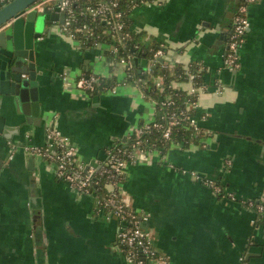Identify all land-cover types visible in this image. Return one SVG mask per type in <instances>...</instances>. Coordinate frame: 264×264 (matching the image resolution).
Masks as SVG:
<instances>
[{"label":"crops","instance_id":"crops-1","mask_svg":"<svg viewBox=\"0 0 264 264\" xmlns=\"http://www.w3.org/2000/svg\"><path fill=\"white\" fill-rule=\"evenodd\" d=\"M240 2L153 0L129 15L131 30L164 48L168 63L205 68L196 115L206 136L129 163L122 185L170 264H264V224L248 204L264 200V0L249 8L241 65L231 70L225 55ZM108 48L86 47L50 26L37 50L41 125L18 133L22 116L2 114L12 140L0 133V264H130L117 244V219L58 178L54 162L25 148L45 146L52 123L94 166L153 119L155 103L125 82L124 67L102 55ZM65 73L72 82L93 73L120 84L116 93L88 92L68 86Z\"/></svg>","mask_w":264,"mask_h":264},{"label":"built area","instance_id":"built-area-1","mask_svg":"<svg viewBox=\"0 0 264 264\" xmlns=\"http://www.w3.org/2000/svg\"><path fill=\"white\" fill-rule=\"evenodd\" d=\"M152 1L135 0L134 6ZM255 1L242 0L238 5L225 55V66L231 70L240 68V49L250 26L248 12ZM5 2L7 0H0V4ZM120 3L121 0H38L26 9V13L33 10H37L40 13L46 10L64 13V22L55 21L53 26L57 27L62 34L73 40L80 41L86 47L102 49L104 46H108V51H105L102 55L106 56L113 66L121 65L124 67L125 82H127L134 65V54L125 55L120 52V46H123V39L129 36V31L125 29L127 20L120 8ZM86 17L89 20L91 19V24L82 22ZM100 21H104L107 27L100 29V26L96 24ZM96 29H99L100 32H97ZM82 33L86 37H95L97 40L89 46L85 45L86 43L81 37ZM104 35H110L108 42L100 40ZM165 52L164 48H159L150 60V64L154 65L162 58L164 60L163 66L172 65L168 64L164 59ZM192 65L194 63L184 65L188 78L187 81L183 82H187L190 85L185 92L189 97L195 96V99L186 101V110H170L157 117V103L151 99L155 103L153 119L130 130L125 143H116L107 148L105 158L97 166H89L87 168V165L79 159L77 148L52 123L47 128L48 142L45 146L25 147L26 150L39 153L45 159L54 162L57 167L58 178L67 182L72 188L81 193L93 195L96 198L98 209L117 219L119 223L117 244L125 253L126 259L130 264H170L168 258L160 254L150 241L143 226L146 216L139 214L126 202L123 195L122 180L126 178V170L129 163L154 152L163 153L162 148L154 147L155 144L149 142L146 137L148 134L154 131L161 132L163 139L170 144V147L173 144L183 146L181 142L174 140L173 130L180 125L184 118L187 120V128H193L196 132L205 131L199 125V119L196 115L201 95L207 89L203 84L197 85L196 78L202 76L205 68L202 64L197 63V71L191 72ZM67 77L69 76L65 73L64 78L68 86H75L88 92H94L102 78H104L97 74L84 73L75 82H72ZM163 80V76L156 78L157 88L162 89ZM131 82L139 86L137 81ZM116 83L105 90L116 93V87L120 84L119 82ZM180 83L174 82V85L177 86ZM173 104L174 100L170 98L162 101L163 106L171 107ZM192 111H195V115L188 114V112ZM191 175L200 179L196 172H191ZM103 177L107 180L104 185L107 194L104 198H100L94 187L99 185L100 179ZM202 182L214 188L216 192L222 191L221 186L211 180L203 179ZM248 204L258 211L264 224V200L260 202L250 200Z\"/></svg>","mask_w":264,"mask_h":264},{"label":"water","instance_id":"water-1","mask_svg":"<svg viewBox=\"0 0 264 264\" xmlns=\"http://www.w3.org/2000/svg\"><path fill=\"white\" fill-rule=\"evenodd\" d=\"M36 1L9 0L0 4V133L7 140H12V136L6 132L4 113H13L14 120L22 116L16 126L18 133L20 129L41 125L38 76L43 72L37 68V50L50 26L65 19V14L57 11L26 13ZM92 165H98L96 160Z\"/></svg>","mask_w":264,"mask_h":264},{"label":"trees","instance_id":"trees-1","mask_svg":"<svg viewBox=\"0 0 264 264\" xmlns=\"http://www.w3.org/2000/svg\"><path fill=\"white\" fill-rule=\"evenodd\" d=\"M120 4V8L127 20L125 29L126 31H129V36L123 39V46H120V52L121 54L125 55L134 54V65L130 71L131 76L128 78L127 82L137 81L139 85L138 87H140L145 97L152 99L157 103V117L170 110H186V101L188 99H195V96L189 97L186 92L179 87V85H174V82L187 81L188 75L185 73L184 66L178 63L163 66L164 60H160L154 65H151L150 60L153 58L154 53L159 48H161V46L155 41H149L145 39V35L142 32L134 33L131 30V21L129 15L135 5V0H121ZM82 22H89L91 24V19L89 20L86 17ZM96 24L100 26V29L107 27V24L104 21H100ZM96 31L100 32L99 29H96ZM81 37L84 39L86 43L85 45L88 46L97 40L95 37H86L84 33L81 34ZM109 39L110 35H104V37L100 38L101 41L106 42H108ZM141 60L145 62L142 63ZM194 65L191 66V72L197 71V63H194ZM159 76H163L164 79L162 89L157 88L155 82L156 78ZM115 83L116 80L114 77H104L100 81L95 92H101L108 87L114 86ZM196 84H203V74L202 76L196 78ZM168 98L174 100V104L171 105V107L162 105V101L167 100ZM188 114L195 115V111L188 112ZM204 136H206L205 131L196 132L193 130V128H187V120L185 118L180 123V125L173 130L174 140L181 142L184 147H188L191 144L200 143ZM146 137L149 139L151 144H155L154 147L162 148L163 152L166 151L170 145L163 139L161 132L154 131L151 134H148ZM124 180H122V182H124ZM106 181L107 180L103 177L100 179L99 185L94 187L97 195L100 198H104L107 194V191L104 188Z\"/></svg>","mask_w":264,"mask_h":264},{"label":"rangeland","instance_id":"rangeland-1","mask_svg":"<svg viewBox=\"0 0 264 264\" xmlns=\"http://www.w3.org/2000/svg\"><path fill=\"white\" fill-rule=\"evenodd\" d=\"M98 64H100V62Z\"/></svg>","mask_w":264,"mask_h":264}]
</instances>
